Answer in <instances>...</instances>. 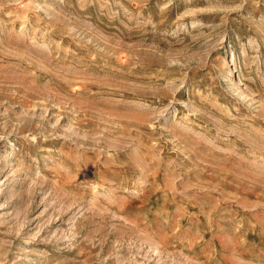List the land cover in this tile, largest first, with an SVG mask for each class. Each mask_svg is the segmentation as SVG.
<instances>
[{
	"label": "rangeland",
	"instance_id": "rangeland-1",
	"mask_svg": "<svg viewBox=\"0 0 264 264\" xmlns=\"http://www.w3.org/2000/svg\"><path fill=\"white\" fill-rule=\"evenodd\" d=\"M0 264H264V0H0Z\"/></svg>",
	"mask_w": 264,
	"mask_h": 264
}]
</instances>
